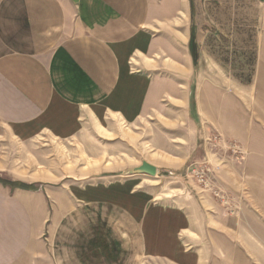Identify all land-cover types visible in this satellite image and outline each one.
Segmentation results:
<instances>
[{"label":"crops","instance_id":"1","mask_svg":"<svg viewBox=\"0 0 264 264\" xmlns=\"http://www.w3.org/2000/svg\"><path fill=\"white\" fill-rule=\"evenodd\" d=\"M230 5L0 0V264H264V48L256 128L234 122L233 96L203 63L204 8ZM168 104L187 110L200 139L223 119L242 142L218 178L238 211L157 201L130 180L27 178L11 156L42 136L71 138L92 116L133 123Z\"/></svg>","mask_w":264,"mask_h":264},{"label":"rangeland","instance_id":"2","mask_svg":"<svg viewBox=\"0 0 264 264\" xmlns=\"http://www.w3.org/2000/svg\"><path fill=\"white\" fill-rule=\"evenodd\" d=\"M229 2L227 7L204 8L203 63L205 69L213 68L207 73L215 78L218 92L233 96L234 122L243 121L246 127L256 128L260 120L256 82L257 63L264 48V2ZM168 106L164 112L133 123L119 119L100 122L92 116L83 121L85 128L71 138L42 136L30 148L15 151L11 156L19 159L17 169L27 178H49L58 184H63L61 178H65L74 186L80 184V179H84L82 185L95 186L100 182L130 180L138 190L152 192L157 201L187 205L195 199L207 207L215 205L218 213L238 211L240 200L227 193L218 178L230 160L242 157V142L225 135L223 119L210 124V134L200 139V135L194 134L187 110ZM223 112L224 107L222 117ZM198 143L207 148L208 154L200 156L198 150L193 154ZM143 160L157 165L156 176L123 175ZM141 264H145L144 260ZM152 264L164 263L153 259Z\"/></svg>","mask_w":264,"mask_h":264},{"label":"water","instance_id":"3","mask_svg":"<svg viewBox=\"0 0 264 264\" xmlns=\"http://www.w3.org/2000/svg\"><path fill=\"white\" fill-rule=\"evenodd\" d=\"M123 174H148L150 176H156L158 174V167L148 160H143L139 166L125 170Z\"/></svg>","mask_w":264,"mask_h":264}]
</instances>
